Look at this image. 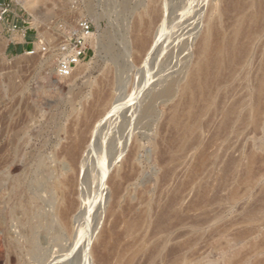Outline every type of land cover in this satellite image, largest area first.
<instances>
[{
    "label": "rangeland",
    "instance_id": "obj_1",
    "mask_svg": "<svg viewBox=\"0 0 264 264\" xmlns=\"http://www.w3.org/2000/svg\"><path fill=\"white\" fill-rule=\"evenodd\" d=\"M56 1L53 0V1H50L49 3H45V2H40V1L38 2V0L37 2H35V0L34 1L33 0H28V1L27 0L26 1L12 0L11 7H10L12 12L10 13V16L8 17L6 22L5 21L0 22V26H1V29H0V150L1 152H3L5 149L9 150L8 151L9 176L5 184L4 193L0 194V264H84L85 250L86 251L90 250V256H89L88 262L86 261V264H93L95 262V260H93V257H94L93 247L97 248L98 246L97 244H99L102 238H104L102 234H105V232L107 233L110 230L109 228L114 229V227H117V223L120 221L122 223L118 224L119 226L116 228V230L118 234L121 235L120 231L124 227L123 226L124 220H125L124 214L126 213V219L129 218L131 215L133 216V214H135L133 217H137V216L141 217V214L139 215L138 210H141L142 207H144L143 208L144 210H141L142 215L145 214L146 208H149L150 213L147 216L148 220L146 219V223H147L146 227L144 225L141 229V231L143 230L144 232L142 231L143 232L142 233L140 231L141 235L144 238H146L148 236L147 234H149L150 232H153L154 235L153 233H151L152 235L150 234L149 238L148 239L146 238L145 240H148L149 242H151L155 238V235H158V237H160L162 240L164 239L165 242L161 246V254L157 257H155L154 255V260L147 261L150 259V255H149L150 251L146 249V251L142 253V255L139 257L140 259L137 260V264H141V262L144 261V258H143L144 256H145L146 264H163L165 260H167L168 262L170 260H173L174 254L176 256L180 254L184 258L186 255L190 256L191 258H193V261L188 256H186V259H187V262L191 264H196V263L197 264H212V262H218L219 264H223L222 262L223 255L228 254L232 258L233 264H241V261L245 258L243 256L245 255L244 254L245 250L246 252H248V250L250 249L249 253L247 254L248 256L249 254L250 255L257 254L258 251L261 249L260 246L262 247V245L264 244V231L261 230V229L264 230V225L261 224V222L264 221V216H263L264 207H262L264 204V201H263L264 199H262L263 197L262 195L264 194V191H261V193H259L260 190H264L263 188L264 187V167H263L264 161H262L264 159H261L264 157V128L261 130H255L253 127H251L253 128L251 129L250 126H245L243 127V129L241 127L239 130L236 131V128L237 127L239 128L240 126L236 124L237 125L236 128H234L236 125L231 127L229 129V133H227L224 138L215 139L216 142L214 143L213 142L214 138H212V135L214 137V132L216 134V131H217L216 123L217 122L215 123V126H213L214 124L212 122L211 123L209 122V116L204 115L201 118V121L199 122V127L201 131L200 138H199L200 140L194 143V146L193 145L192 147L190 146L189 152H191V157H189V160L188 159L181 160V162L183 161V163H181V165L178 166V163L180 161L178 163L176 161L177 163L176 165L175 162L171 160L172 159L171 156H173L172 153L176 152L172 150V146L175 147L178 141L176 140L175 142L174 141L175 139L170 136L173 135V137H176L175 135L176 132L174 134L173 131L175 130H171L172 126L169 125L167 122H165L164 120L165 118L160 116L161 115L160 113L159 115L158 113H156L157 115L156 116L154 115L153 117L155 121L152 122V119L150 118V119L144 120V122L143 120H140L142 121L140 123L138 119L128 117L129 114L126 113L127 112L125 111L127 110L126 108L122 110V113H120L119 115L115 114L113 117V118L117 117L115 118V121L117 119L115 123V128L118 130L120 128H117V126L118 127L124 126V128L121 127V129L123 130L117 131L114 127H112L116 130V132L114 131V129L113 130L109 129L108 131H105L106 135H104L105 138L107 137L106 139L113 138V141L117 139L118 141L117 140L116 141H117L118 146L116 144V141L115 143L112 142V144L114 143V145L112 146H116L117 148L116 147L113 148L111 146L112 150H109L108 146H109V143H111L110 142L111 140L108 141L109 143L108 142L106 143V140L104 137L103 138L105 142L102 138V141H101L102 144H99L97 148V149L101 147L103 148V144H105L104 147L105 149H108L107 151L108 153H106V150L104 151V148L102 150L104 153L108 154L107 157L113 156L111 155V153H109V151L110 152L112 151V153H116L114 154L116 156H113V157H116V158L118 157V159H116V162L111 169L113 170V169L118 168L119 166L120 167L123 166L125 158L128 157L125 155L129 154V149L131 147L130 144H132L135 139L136 140L139 139L138 142L140 141L142 142V143L140 142L141 144L140 146L142 148L139 147L141 149L139 150V152H137V156H136V159L138 158L136 162L137 161L138 162L137 164L135 163L136 167H135V170H133V172H135L134 173L135 175L132 172H130L128 174L129 176H127V179H126V181H128L130 176L131 177H133V175L135 176V178H131L132 179L131 181L129 180L128 182H126V189L123 193V197L121 198V202H120L121 217H119L120 219H117L118 222H116L117 220L115 218H112L110 215H108L109 213L107 214V212H109V209H110L109 206H111L110 204L112 203L111 198H113L111 196L113 195L111 194L113 192L111 188H108L109 186H107L108 182L107 183L105 182L104 184L106 187L100 184L99 186L97 185V182H98L97 176L92 174L93 178L92 176L90 177L89 180H91V182H88L89 183L88 186L86 184L87 189L84 190V193L88 196L87 197L84 194V198L86 197L85 200L88 198L87 199L88 204H87V207L85 208V213H84L85 215H83L80 218L81 224L79 226L81 228H78L79 226L76 225L78 226L77 229L83 230L82 233L81 232L79 233L78 231V233L80 234L79 236H81L80 242H78L77 240L72 241L69 239H67L68 241L64 239L65 242L64 240H62L63 243L57 242L53 237V234L55 230L57 229V227L55 226V224H53V227L51 226L52 229H48L46 231L42 229L41 231L37 233L40 255L39 256L33 255V253H30L31 251L29 252L30 250V247L28 250L29 243L27 244L28 242L26 241L27 238L26 236H24V233H25L24 226H23L24 216H23V208L21 205L28 204L31 208H34L35 211H37V213L38 212L44 213L50 209L49 204L46 205L40 201L36 203L35 201L30 200L31 196L36 191V188L33 186L34 185L33 183L38 177L37 165H38L39 157L41 153L49 154L51 149L54 146H59V143L62 140V138H64L65 135H67L66 132L68 133L70 132L69 130H71L73 126V121H74V117H73L74 108L80 107L81 102L83 100L82 98H85L90 95V92L92 90L91 84H93L92 82L99 80L102 74L104 73L105 69H107V67H109L112 64V58H113L112 55L115 53H118V54H121L122 57L124 55L122 60L123 59H125L126 61L131 60V56L130 58L128 57V52L130 50V48L128 47L129 42L126 41L130 38L129 34H131V30L129 28L128 29L126 28L130 24L129 23L131 21L130 18L134 14H136L135 10H137V8L139 7V6H135V2L136 4H139V1L128 0L130 1L129 3L126 0L127 1L126 5H129V7L127 6L128 8L126 9L128 11L126 10L124 14L125 8L123 9V6L125 5L124 3H126L125 0H56ZM162 1L166 5L167 14H168L167 26L164 32V36L161 39L162 47H164L165 51L167 50L169 53L171 51H175V53L174 55L173 54L169 55L166 51L160 54L157 59H155L156 62L153 59H151L147 64H140L139 66L138 65L134 66L133 63L128 61L131 64H129V67H127L126 69L125 68L123 69L124 72L122 71L120 93L122 97L124 98L122 102L132 100L129 102L131 104V107L137 100L139 101L136 102V104L140 103V99L141 100L144 98L147 99L148 93L146 95L145 93L150 91V89L153 86H155V84L157 85V82L159 83V81L161 80L160 79L161 75L159 76V74H162L163 72L165 73L166 70H168L166 72L168 73V76H174L177 73L175 71L181 70L180 68L186 65V61L187 60L189 61L191 57L189 55L190 57L189 59L185 58V54L179 52L178 48L181 47L182 42L185 40L188 41L189 39L190 43H192V41L193 43L196 42L195 41L196 37L198 36L199 32H201L200 30H202L201 25L203 24V19H205V16L207 14L206 8L209 10V6L211 2H219V0H162ZM48 4L51 5L49 6L52 8L51 12L48 11ZM14 12H17L21 15V18L18 20L19 28L26 29L27 30L26 39L32 41V47L29 49H24L21 52H17V47L23 44H14L12 42L14 37L16 38L18 37L15 35H12V33L8 31V27H7L8 22L11 21L13 18L12 16ZM125 16H128L127 17L128 19ZM125 18L127 21L125 20ZM81 20H86L91 25V34L93 35L92 36L93 40L91 41L90 36H89L88 41L86 43V59L80 62L75 67H73V72L70 75L62 76L59 74L58 67H57L59 60H60L59 46L62 42H64L69 37L74 35V33L77 31L78 23ZM197 28L200 30H198ZM127 30H130V31H127ZM196 30L198 31V34L196 33L197 32ZM193 32L196 33L197 35L196 34L192 35ZM191 37H194L195 40L194 38H192L193 39L192 40ZM110 41L113 46V51L110 50L111 54L109 50H107V46H106V44ZM178 44H179L178 48L174 47V46H177ZM4 46H5V49L3 50ZM10 47H12L13 50L10 51ZM33 48L35 49L34 52L29 53V51H32ZM164 55H167L165 57L166 60L162 58V56L164 57ZM160 57L163 60H165L163 63L164 66L162 65L163 60ZM159 59L162 60L161 64H160ZM184 60H186L185 64L183 63ZM166 61L169 62L167 64H170V68H168L169 65H165ZM132 64L133 66L131 67ZM158 65H161L159 67H161L162 70L161 68L158 67ZM159 69L163 72L159 71ZM164 69L166 70L164 71ZM11 74L12 76L14 75L15 77L14 80L16 81L17 85L18 86L20 85V87H18V90H14V92H11L12 94L9 92L13 90L9 91L10 88H8L9 78L12 77L10 76ZM165 76L162 74L161 78L163 79V77ZM56 80H58L60 83L57 86L54 83ZM19 82L21 84H19ZM43 89L46 90L47 92L42 93ZM133 93L134 95L132 96ZM73 97H76V100L74 101V103H71L70 99ZM249 102L251 104H254L251 95L249 96ZM134 106L135 104L133 105V107ZM124 115L125 116L127 115L126 116L127 118ZM120 116L121 117L124 116L123 117L124 120L122 119L121 121ZM205 118L206 120H208L205 122H209V123H206L204 125L205 122L203 119ZM120 121L122 123L124 121L126 126L124 123H123L124 125H122ZM149 122H150V126L148 124ZM163 123L166 124L165 125L166 127L163 126L165 129L164 128L161 129V126L164 125ZM131 124H133V126ZM128 125H129V129H127ZM211 125H212V128L213 127L215 128L212 129ZM140 126H143L145 129L141 128ZM130 128H132L133 133L131 132L132 133L131 135L133 137H131V135L129 134L131 131ZM211 129L212 131H210ZM233 129L235 132H237V136L235 134V137L232 138L231 136H233V133H235ZM249 129L253 131L250 132L248 131ZM127 130L129 131L128 134H127ZM143 130H146V134L147 132L148 133L150 132L149 134H147L148 137L144 133H142ZM168 130H169V133L170 132L171 133L173 132V133L171 135H169V133L167 134ZM246 130L247 132H249L248 135L242 136L245 133L247 134ZM254 130L255 132L259 131L260 133L258 132L256 133L258 135H256ZM163 131H165V133ZM203 131L207 134L206 140L210 139V137L211 139H213V141L211 140V142L209 143L210 146L212 142L214 143L211 147L208 145V143H206V142H209V140L208 141L204 140L206 137L205 138L203 137L205 134ZM118 132L119 133L121 132L120 133L121 136ZM160 132L163 133L164 135L161 134ZM208 132L209 133L212 132L210 133L211 135ZM141 134L145 135L143 136L142 140L140 139L142 138V136H140ZM123 135L125 136L122 137ZM168 135H169L168 137L169 141L171 140L170 138H172L173 139L172 141L175 143V145L173 144V142L170 141L172 143L171 144L170 142L168 143V141L165 140V142L167 141V143H164V142L162 143L165 144L164 146H166L167 144V147L165 148L163 144L162 146H160L161 141L159 144L158 140H160V138L168 139L167 138ZM152 136L154 137L152 138ZM154 138H158V139H154ZM228 139H231L229 141V143L230 142L232 143L231 145L227 144ZM126 140H129V141L126 142ZM203 140L206 142L202 143L204 142ZM20 141L22 142L24 141V142L20 143ZM24 143L26 144L24 145ZM20 144H23L20 146V147L23 146V148L19 147ZM121 144H122V147H121ZM168 144L171 145L170 146L172 150L171 152L170 150L166 151V149L169 148ZM202 144L206 148H207L206 146L207 144L208 148L209 147L210 148L206 150L204 147V150L209 152V155L210 153H212L211 155L215 156L214 160L212 158L207 159L205 163L203 164H202L203 160L201 158H202V155L207 154V152L205 151L206 153L205 152L203 153V149L202 151H199L201 150V148H203ZM226 144L228 146L225 148ZM124 145H125V148H124ZM178 145L176 147H178ZM17 146L19 147V149H21V151L23 150L22 153L20 150H17L18 149ZM128 146L129 148H127ZM157 146H159V148L161 147V149L162 147L165 149L164 150L162 149L163 152H161L162 150L159 149ZM151 147H154V148H151ZM236 147L238 150L236 149ZM150 148L152 150L154 149L152 153H150L151 152ZM175 148L174 150H176ZM121 149H124L123 151L126 150L125 151L126 153L125 152L121 153L122 152ZM102 150L101 149L98 150V153L100 154H97V155H100V156L98 157L95 155L92 160L93 164L92 166H90L95 169L94 170L93 168H91L93 171L95 172L99 171L97 172L99 174L98 176L101 175V167L102 168L104 167L102 166V164L105 162V159L103 160V158H106V154L104 155V153H102ZM211 150H214V151L211 152ZM17 151H20V152H17ZM198 151L202 153L199 154L200 159L197 158L198 161L200 160L199 161L200 163L196 164L195 156L198 157V155H196L199 153ZM231 151L234 154L232 156H231ZM1 152L0 154H2ZM119 152L121 154H119ZM165 152H167L166 154L171 153V155L168 156L169 158H171L170 159L171 161H169V158H168V161H165L167 160L166 158L167 156L166 154H164ZM138 153L140 154L138 155ZM161 153H163L164 155H162ZM220 153H223L224 155ZM148 155H151V156H149L148 158ZM219 156H222V160L221 158L219 159L220 163L218 161ZM101 157H102V160H101ZM113 157L111 158L112 160L110 158H107L108 160L106 159V161H109V159L113 161ZM229 157L230 158L234 157L233 158L234 160L232 158L229 159ZM253 157H256V158H253ZM259 157H260V160L259 162H257ZM99 159L101 161H99ZM211 159L213 161H210L212 163L208 165L207 162ZM187 160H188V163H187ZM159 161H161V167L158 166V164H160ZM193 161L195 163H193ZM253 161L257 164L255 165ZM100 162H103V163H100ZM163 162L164 163L168 162V164L166 163L167 167L166 165H163ZM172 163L175 165H173ZM185 163L189 165L186 166ZM195 164L196 166L198 165L201 166V167L198 166L201 169V171L200 172L198 171V172L202 174H199L197 170L193 171V169H198L196 168ZM253 164L255 165L254 168H253L254 166ZM162 165L164 166L165 169H163ZM169 165L173 166L171 167L172 169H169V170H172L173 172L168 170V168H170ZM204 166L205 167L207 166L206 169L204 168ZM256 166H260V167H256ZM174 167L176 168L173 169ZM183 167L185 171L181 169ZM161 168L162 170H164V172H161L162 171ZM190 168H192L190 172H193V173L189 172L190 175H188L187 172L189 171ZM214 168H217V172L215 170L216 173L213 171ZM255 168L257 169L255 170ZM259 168L262 169L261 170L262 172L259 171L260 170ZM180 169L182 170V173L180 172L181 171ZM165 170L171 173V175ZM178 170H180L179 172L182 174V176L180 175V173L177 172ZM252 170L256 171V172L254 171L255 176L257 173L256 177H254V175L252 174L253 173ZM258 171L261 172V175L259 176L258 174L260 173ZM160 172L166 178L161 177ZM235 172H237L236 175H235ZM164 173H166V175H164ZM167 173L170 175L169 176L170 178L168 177ZM175 173H178L177 177L175 178L176 179L178 178L177 180H180V182L177 181L176 179H174L176 182L173 181L174 176H176ZM228 173H230L232 176ZM158 174H159V177H158ZM192 174L197 175V178L193 177L195 175L191 176ZM227 174L228 176L230 175L231 178L228 177ZM242 174H244L243 175L244 177L241 176ZM212 175L215 178L212 179L213 180L212 186L211 185L209 186L210 183L208 182H211L210 179L213 178ZM233 177H234V180H233ZM240 177L242 178L240 179ZM94 178H96V182L93 181L95 180ZM108 178L109 177H107V179ZM160 178L161 180L166 179L167 181V182L163 181V183L165 182V184L162 185L163 186L162 188L160 187L161 189L159 188V186H161L159 183L161 184L163 183L161 182ZM167 178L170 181H168ZM229 178L230 180L231 179L233 180V181L231 180L232 183L228 181ZM250 178L253 179L252 183L248 181V179ZM217 179H219L218 180L219 182H217ZM225 180H227L228 183H226ZM172 182L173 184L175 183L177 184V182H179V185L175 184L176 186H174ZM221 182L224 185H227V184L229 185L228 186L223 185L222 187ZM99 183H100V180H99ZM201 183H202V186L203 184H205L204 185L205 188L204 189L202 188V191L204 190V192L207 190L208 187H210V189L208 188V192H206L208 194L205 193L206 197L203 196L204 194L200 189ZM215 184H217L218 186V193L217 195L215 194L216 199L214 198V200H212V198L215 195L213 196L211 192L212 190H214L215 191L213 192L214 194L216 193V189H217ZM218 184H220V186ZM171 185H173V188L175 189L176 187L179 186V189L177 188L175 191H173L175 192L174 193L175 197L179 200L177 201V199H175L176 205L174 204L175 202L174 195L172 196L170 194L172 192H169L173 190L171 188L172 187ZM157 187L159 189H157ZM169 187L172 190L169 189ZM257 187L258 189H256ZM165 188L166 190H164ZM254 188L257 191H254L255 190ZM129 190H131V193L129 192ZM164 191L166 193L169 192L168 194H170V197H172L174 200L173 203L172 201L171 202L168 201L171 198ZM200 191L202 192L203 197H205L206 199H208V197L209 198L211 197L210 198L211 202L212 201L213 202L210 204L207 201H205L206 204L204 205L203 202L205 198H202V196L199 194ZM159 192L161 194H159ZM178 192H180L181 195ZM237 192H239V194H237ZM176 193L179 194L180 196H178ZM252 193H253V196H252ZM145 194L147 195V197L143 196ZM236 194L238 197L236 196ZM126 195H129L127 196L130 199L129 201H127V199L125 200V198H127ZM163 195H165V198ZM258 195L259 197L262 196L260 198L262 199V201L260 200V204L256 203L259 200H256V201L254 200V199H259V198H254ZM167 196L170 199L167 198ZM217 196L221 197V199ZM217 198L220 199L219 202L217 201ZM135 199H138L139 201L136 202ZM141 199H144L143 200L144 202ZM124 200L126 201V203ZM252 200L254 202H252ZM133 201H135V203ZM127 202L128 204L132 202L131 203L132 205L130 204L131 206H126ZM166 202L167 204H165ZM153 203L155 204V206ZM171 203L173 204V207ZM83 204L86 205V202ZM121 204H124V206H126L125 208H127V211L124 208V206L122 207ZM135 204L137 206L131 209L130 207H133V205L135 206ZM249 204H251L252 206H249L248 208L247 205ZM152 205L154 206L153 208H152ZM169 205H171L173 209L175 208L174 212L172 211L173 210L172 208H169L171 213L173 212L172 214L169 213L168 211ZM253 205L256 206V210L254 209L255 207ZM140 206H141V209H140ZM121 207L125 209L124 214L122 212L123 210ZM178 207L179 209H177V212L180 211L183 213L178 212L179 214L182 215V216L180 215L181 217L178 215L176 216L175 214V218L177 219L176 220L175 218H173L174 217L173 215L174 213H176V208ZM250 207L252 208V210L253 209L254 210L252 211ZM164 208H165L164 211L166 212L163 211ZM151 209H153V212ZM246 209L247 210L249 209V212ZM134 211L138 213L136 214ZM160 212H161L160 216H163L162 212L164 214H167V215H164L165 218L164 217L163 218L164 220L166 221L169 220V221L164 222V220H162L163 219L162 217H160L162 218L160 219L159 218ZM244 212H248L252 214L248 215L247 213L244 214ZM215 213L217 215H215ZM168 214H169V218H170V215H172L171 217L172 219H168ZM254 215L255 216L260 215V216L255 217ZM248 216L255 217V219L253 218L250 219V217ZM244 217L245 218L248 217L249 220L248 218L245 220ZM157 218H159L160 221L162 220L164 223H161L159 219L158 221H155L157 220ZM112 219H113V223L111 221ZM114 219L116 221H114ZM150 219L154 220L155 222H158L160 225L162 224L161 227L163 228L164 226V228L161 229V227H157L159 226V224L156 223L155 228L156 229L160 228L161 230L155 233L159 229L156 230L153 227L155 225H152L151 223H153L154 221L151 222ZM78 223L79 222H77L76 224ZM115 223H116V226L113 225ZM168 224H170L171 227ZM257 224L258 225L260 224L261 227L258 226ZM109 225L110 226L112 225V226L110 227ZM252 226L254 227V229H257L256 233L254 232V229L252 230L253 228ZM150 228H152L151 230L153 229L155 230L150 231L149 230ZM167 228H171V229L169 230ZM249 228H251L250 230L252 231V233L250 231L251 234L247 236L248 234L247 232H249ZM119 229L120 231H118ZM222 229L226 231L221 232ZM103 230L105 232H102ZM47 231L49 233H47ZM51 231H52V234H51ZM178 231L183 235H181ZM261 232L263 233L261 234ZM116 234H115V239H113V242L117 243L116 241H118V239L121 238V240L119 239L120 241L118 242V245L114 243L111 244L112 240L109 243L110 246L113 245L112 247H115V248H117L120 244L124 242L123 237H120L118 234L117 235ZM175 235L176 236L178 235V236L174 238ZM99 236H101L102 238ZM104 236H106V234ZM171 237H173L174 239L170 240ZM233 237L238 239L237 241L242 239L241 240L242 242L239 241L241 243L238 242V244H236L237 242H235L236 240ZM95 241H96V246L94 245ZM182 241L183 242L185 241L186 243L185 242L183 243ZM227 241L228 243L226 244ZM188 242L192 245L190 246ZM255 243L258 244V247H256ZM183 244H185V246L188 245V247H185L186 248L185 251L181 250V249H184V248H181V246L184 247ZM225 244L228 247H226ZM171 245L172 247H174L173 249L175 250L172 251V249H169L167 252V249L171 248L170 247ZM110 246L104 252V256H103L105 261H107V258H108L109 261L107 263H110L113 261L114 253L116 250L115 248H112V247L110 248ZM253 246L256 247V250L253 248ZM176 249H179L178 250L179 252ZM180 250L182 251V254L180 253L181 252ZM169 251L170 252L172 251V252L170 253ZM250 251L252 252L254 251V253ZM97 252L98 251H96V253ZM163 252H164V255H163ZM239 252H241L243 257L241 256V254H239ZM98 253H100V250ZM98 253L96 255L97 257L100 255ZM171 254L173 255L169 257V255ZM146 255L147 256L149 255L148 256L149 258H147V260H146ZM96 256H95V259L99 258L96 261V264H97L101 256H99L98 258ZM237 256L239 259L238 258L236 259L240 260L241 257L242 259L241 261H236L234 263L235 259L233 260V258ZM157 261L158 263H156ZM145 262H143V264H145ZM98 264H100V261Z\"/></svg>",
    "mask_w": 264,
    "mask_h": 264
},
{
    "label": "bare ground",
    "instance_id": "obj_2",
    "mask_svg": "<svg viewBox=\"0 0 264 264\" xmlns=\"http://www.w3.org/2000/svg\"><path fill=\"white\" fill-rule=\"evenodd\" d=\"M23 1H26V0H23ZM39 1L49 3L50 1H53V0H38V2ZM127 1H126V3H124L125 5L127 4ZM137 1H139V4H136V2H135V6H139V7L137 8V10H135L136 14H134L130 18L131 19V21L129 22L130 24L126 28V29L129 28L131 30V34H129L130 38L129 39L127 38L128 40H126L129 42L128 47L130 48V50L128 52V57L130 58V56H131V60H127V61L125 59L122 60L124 55L122 57L121 54H118V53L113 54L116 50L112 53L113 54L112 55L113 58L111 57L112 58V64L109 67H107V69H105L104 73L102 74V76L99 80L92 82L93 84H91L92 90L90 92V95L85 97V98H82L83 100L81 102L80 107L74 108V110H73L74 121H73V126H72L71 130H69L70 132L69 133L66 132L67 135H65V137L62 138V140L59 143V146H54L51 149L49 154L41 153V155L39 157L38 165H37L38 177L36 178V180L33 183L34 184L33 186L36 188V191L31 196L30 200L35 201L36 203L40 201L43 204H46V205L49 204L50 209L44 213H39V212L37 213V211H35L34 208H31L28 204L21 205L23 208V216H24L23 217V226H24V231L26 233V235L24 233V236H26V238H27L26 239V241H28L27 244L29 243L28 244L29 246L27 245L28 250L30 247L29 252L31 251L30 253H33V255H37V256L40 255V250L38 247L39 244H38L37 233L39 231H41L42 229H44L45 231L48 229H52L53 224H55V226L57 227V229L55 230V232L53 234V237L57 242L61 243L62 240H64V239L66 241H68L67 239H69L72 241L77 240L78 242H80L81 236H79L80 235L79 233L80 232L82 233L83 230L77 229V227L81 224L80 218L83 215H85L84 214L85 208L87 207V204H88V202H87L88 198L86 200H85L86 197L84 198V194H85L84 190L87 189V186L89 184L88 182H91V180H89V179L91 176L93 178V175L97 176V181H98L97 185L100 184V185L105 186L104 185L105 182L106 183L108 182L107 186H109L108 188H111V190L113 192V193H111V194H113L111 196L113 198H111L112 203L110 204L111 206H109V208H110L109 212H107V211L106 212H107V214L109 213L108 215H110L112 218H115L116 220L120 219L119 217H121V215H120L121 198L123 197V193L126 189V182H128L129 180L131 181L132 180L131 178H135V176H134L135 172H133V170H135V167H136L135 163L137 164V162H138V161L136 162V160H138V158L136 159V156H137V152H139V150L142 148L140 146L141 141L138 142L139 139L138 140L135 139L134 141L132 140L133 143L130 144L131 147L129 149V154L125 155L128 157L125 158L123 166L122 167L119 166L118 168L111 170L112 167L114 166L115 162H116V159H118V157L117 158L113 157V156H116V155H114L116 153H112V151L111 152L109 151V153H111V155H113L112 156L113 161H111L112 157L111 156H110L111 158L107 157L108 154H106V153H108L107 152L108 149L112 150L111 149L112 147L113 148L116 147V146H112V145H114V143L117 139L115 138L116 140H114V141H113V138L106 139L107 137L105 138L104 135H106L105 131H108L109 129L113 130L115 128V123L117 121V119L115 121V118H117V117H115V118H113V117L115 114L119 115L120 113H122V110H124V108L127 109L125 111H127L126 113L129 114V116H128L129 118L138 119L139 121L143 120V122H144V120L150 119V118L152 119V122L155 121L153 117H154V115L155 116L157 115L156 113H158V115L160 113L161 114L160 116L165 118L164 119L165 122H167L169 125H171L173 127V128L171 127V130H175V131H173L174 134L176 132V134H175L176 137H173V135L170 137L174 138L175 142L177 140L178 141L177 145L178 144L179 145H178V147H176L177 146L176 145L175 146L176 148L174 146H172V150L176 151L175 153H172L173 154V156H171L172 159L168 157L171 155V153L166 154L167 152H165L164 154H166L167 160H165V159L164 160L168 161V158H169V161L172 160L173 162H175L176 165L180 161L178 163V166L181 165V163H183V161L181 162V160H186V159L189 160V157H191V152H189L190 146L191 147H192V145L194 146V143H196V142H198V140H200L199 138H200V132L201 131H200V127H199V122L201 121V118L204 115L209 116V122L210 123L212 122L214 124L213 126H215V123L217 122L216 123V125H217L216 134L214 132L215 131V129H214V131H213L214 137L212 135V138H214V141L210 137V139H208L209 142H206V141H208V140H206L207 134L203 131L205 133L203 137L204 138L206 137L204 139L206 141L203 140L204 142H202V143L206 142V143H208L209 146H210L209 143L211 142V140L215 143L216 142L215 139L224 138L225 135L227 133H229V129L236 124H238V126L240 125L239 128L237 127V125L234 127V128H236V127L238 128V129L236 128V131L239 130L241 127L243 129V127H245V126H250V128L253 127L255 130H261L264 128V0H219V2H211L210 1L211 4L209 6V10L206 8L207 14L205 13L206 16H205V19H203V24L201 23L203 25V27L201 25L202 30L197 28L201 32H199V34H198V31L196 30L197 31L196 33L198 34V36L196 37V40L194 38L195 35H194V37H191V39L194 38V40L196 42L193 43V41H192V43H190V41L188 39V41L185 40L182 42V45L180 48H178L179 44L177 46H174V47H177L179 49V52L185 54V58L189 59L191 57L189 59V61L187 59L186 60L188 62L186 60H184L183 63L185 64V61H186V65L182 66V67L180 65L181 70L175 71L177 73L174 76H168V73H166L168 70L164 69V71L166 70V72L164 73L163 71H161L162 68L159 67L161 65H158V67L161 68V70L159 69V71L163 72L162 74L164 76L165 75H167V76L163 77V79H162L161 78L162 74H159V76L161 75L160 76L161 80L158 78L160 80L159 83L157 82V85L155 84V86H153L150 89V91L145 93V95L148 93L147 99H145L143 97L145 100L142 99L143 100L142 101L140 99V103H138V104H136V102H138L139 100H137L136 102L134 101L135 103L134 102L133 103L135 104V106L133 107L134 104L132 103L133 105L131 107V104L129 102L132 100L122 102V100L124 98L122 97V95L120 93L121 79H122L121 75H122V71L124 72L123 69L124 68L126 69L127 67H129V64H131V63H133L134 66H137V65L139 66L140 64H147L151 59H153L155 61V59H157L160 54L167 51V50L165 51V48L162 47V40H161L162 37L164 36V32H165V29L167 26V19H168V14H167V9H166L165 3L162 0H137ZM35 2H37V0H35ZM128 2L130 3V1H128ZM49 6H51V5L48 4V11L51 12L52 8ZM124 6H123V9L125 8L124 9V14H125V11L127 10L126 8H128L129 5H126L125 7ZM123 9H122V11H123ZM207 10H208V12H207ZM122 14H123V12H122ZM124 14H123V16H124ZM125 17L127 18L128 16H125ZM126 18H125V20H126ZM123 19H124V17H123ZM0 29H1V26H0ZM130 30H127V31H130ZM196 33L193 32L192 35L196 34ZM92 36L93 35L91 34L90 35L91 41L93 40ZM106 46H107V50H109V52H110V50L113 51V46H112L111 41L108 42L106 44ZM4 49H5V46H4L3 50ZM167 53L169 55L170 54L174 55L175 51H171L170 53L167 51ZM110 54H111V52H110ZM189 55H190V57H189ZM166 56L167 55H164V57L162 56V58L165 59ZM186 56H188V57H186ZM129 58H127V59H129ZM168 59H169V57H168ZM162 60H160V64H161ZM165 60H163L162 65H163ZM128 61H130L131 63H129ZM167 63H169V62L166 61L165 65H169V67L168 66L167 67L170 68V64H167ZM133 64L131 65V67L133 66ZM126 65H128V66H126ZM10 76H12V74ZM14 78H15L14 75L9 78V82H8L9 87L8 88H10L9 91L13 90L10 92L8 91L9 93L14 92V90H18V87H20V85L19 86L17 85ZM54 83L56 86L58 84H60L58 80H56ZM19 84H21V83L19 82ZM45 92H47V91L43 89L42 93H45ZM133 95H134V93L132 94V96ZM250 95L252 96V100H253L254 104H251L249 102V96ZM75 100H76V97H73L70 99L71 103H74ZM123 117H121V121H122ZM203 120H204V122L208 121V120H206V118ZM162 121H163V119H162ZM141 122L142 121H140V123ZM160 122H161V120H160ZM209 122H205L204 125L206 123H209ZM123 123H124V121H123ZM123 123L121 122L122 125L125 124V123L124 124ZM148 124L150 126V122ZM131 125L133 126V124H131ZM131 125H130V127H131ZM165 125L166 124L162 125L161 129L164 128L163 126H165ZM125 126H126V124H125ZM112 127H114V128H112ZM121 127L117 126V128H120V129H118V130L116 128L115 129L117 131H121V130H123V129H121ZM127 127H128L127 129H129V125ZM140 127L144 128L143 126H140ZM145 127H147V126H145ZM122 128H124V126ZM211 128H212V125H211ZM213 128H215V127H213ZM253 128H251V129H253ZM115 129H114V131L116 132ZM158 129H160V128H158ZM212 129L210 131H212ZM130 130H131L130 133L127 130V134L129 133L131 135L133 133L132 128H130ZM169 130H170V128H169ZM169 130L167 131V134L169 133ZM255 130H254V132H255ZM143 131H145V132H143ZM143 131H142V133H144L148 137L147 134H149L150 132L149 133L147 132V134H146V130H143ZM233 131H234V129H233ZM248 131L252 132L253 130L251 131L249 129ZM163 132L165 133V131H163ZM246 132H247V130H246ZM258 132L256 131L255 134ZM123 133H124V131H123ZM172 133L170 132L169 135H171ZM210 133H212V132H210ZM248 133L249 132H247V134L245 133L242 136L248 135ZM161 134H163V133H161ZM235 134L237 136V132H235V133H233V136H231V137L232 138L235 137ZM145 135L141 134L140 136H142V138H140V139L142 140L143 136H145ZM169 135L167 136V138L169 137ZM210 135H208V136H210ZM256 135H258V134H256ZM120 136H121V134H120ZM124 136L125 135H123L122 137H124ZM158 136H159V134H158ZM103 137L105 138L106 143L109 140H111L110 141L111 143L108 142L109 143L108 149H105V147H104L105 144H103V148H104V151L106 150V153L103 152V150H102L103 148L101 147V145H100L101 148L97 149L99 144H102L101 141H102ZM127 137H128V135H127ZM131 137H133V136L131 135ZM153 137L154 136H152V138ZM104 138H103V140H104ZM172 138H170L171 142H173ZM154 139H158V138H154ZM105 140H104V142H105ZM165 140H167L168 143L170 142L169 138L168 139H163V138L161 139L160 138V140H158L159 144L161 141L160 146H162V144H163L162 142L167 143V141L165 142ZM230 140L231 139H228L227 144L231 145L232 143L231 142L229 143ZM117 141H116V144H117ZM119 141H120V139H119ZM124 141H125V139H124ZM127 141H129V140H126V142ZM242 141H244V140H242ZM21 142L22 141H20V143ZM112 142H114V143L112 144ZM213 142L211 143V146L214 144ZM219 142H217V143H219ZM25 144L26 143H24V145ZM173 144L175 145L174 142H173ZM227 144H226V146L224 145L225 148L228 146ZM21 145H23V144H20L19 147ZM153 145H154V143H153ZM164 145L165 144H163V146ZM208 145L206 144L207 148L203 145V148H201V150H199V151H202V149H203V153H204L207 149H209L211 147L210 146L208 148ZM117 146H118V144H117ZM170 146L171 145L168 144L169 148H170ZM19 147L17 150L21 151V149H19ZM121 147H122V144H121ZM139 147H141V148H139ZM157 147L159 148V146H157ZM164 147L166 148L167 144ZM173 147L176 150H174ZM204 147L206 150H204ZM20 148H23V146ZM44 148H45V146H44ZM124 148H125V145H124ZM127 148H129V146ZM151 148H154V147H151ZM151 148H150V151H151L150 153H152V151H154V149L152 150ZM165 148L162 147L163 150ZM169 148H167L166 151L170 150V152H171L172 150H171V148L170 149ZM100 149L102 150V153H104V155L106 154V158H103V160L105 159L106 163L105 162L104 163L100 162V163H103L105 165L107 164V165L105 166L102 164V166H104V167L103 168L101 167V175L98 176L99 174L97 172H99V171H96V172L93 171L91 169L93 167H90V166H92V164H93V162H92L93 157L95 155L98 157L100 156V155H97V154H100V153H98V150H100ZM159 149H161V147ZM199 149H200V147H199ZM236 149H237V147H236ZM121 150H122L121 153L126 151V150L123 151L124 149H121ZM163 150L161 152H163ZM214 150H211V152H213ZM8 151L9 150H7V149H5L3 152H1V150H0V152L2 153V154H0V165H1L0 166V194H3L5 191V184H6L8 176H9ZM20 151H17V152H20ZM22 151H21V153H22ZM222 151H223V149H222ZM232 151H231V156L234 155L232 153ZM148 152H149V150H148ZM148 152H147V154H148ZM121 153L119 152V154H121ZM201 153L202 152H199L198 154H196V155H198V157L195 156L196 164L200 163L199 162L200 160L198 161L197 158L200 159L199 154H201ZM139 154L140 153H138V155ZM161 154L164 155L163 153H161ZM211 154L212 153H210V155H209V152H207V154L202 155V158H201L203 160L202 164L205 163V161L207 159L212 158L214 160L215 156L211 155ZM220 154H223V153H220ZM228 155H229V153H228ZM149 156H151V155H148V158H149ZM160 157H161V155H160ZM107 158H110L111 160L109 159V161H106ZM220 158L222 160V156H219V158H218L219 163H220V160H219ZM231 158L229 157V159H231ZM253 158H256V157H253ZM119 159H120V157H119ZM212 159L207 162L208 165L210 163H212V162H210V161H213ZM261 159H264V157ZM101 160H102V157H101ZM101 160L99 159V161H101ZM188 160H187V163H188ZM255 160H257V159H255ZM259 160H260V157H259L257 162H259ZM176 161H177V163H176ZM190 161H191V159H190ZM194 161H193V163H195ZM236 161H237V159H236ZM262 161H264V160H262ZM217 162H216V164H217ZM159 163L160 164H158V166L161 167V161H159ZM166 163L168 164V162H165V163L163 162V165H166ZM187 163H185L186 166L189 165V164L187 165ZM175 164H173V165H175ZM196 164H195V166H196ZM256 164L257 163H255V165ZM255 165L253 166V168L255 167ZM198 166H196V168H198V169H193V171L197 170V172L198 171L200 172L201 169L199 167H201V166H199V167ZM260 166H256V167H260ZM166 167H167V165H166ZM171 167H173V166H170V168H168V170L172 169ZM176 167H174L173 169H175ZM206 167L204 166L205 169H206ZM193 168H195V167H193ZM163 169H165L164 166H163ZM181 169H183L185 171L184 167ZM209 169H208V171H209ZM256 169L257 168H255V170ZM98 170H100V169H98ZM161 170H162V168H161ZM180 170H178L177 172L182 173V170L181 171ZM190 170H192V168H190L189 171L187 172L188 175H190V173H193V172H190ZM215 170L217 172V168H214L213 171L215 172ZM261 170L262 169H260L259 171H261ZM165 171L168 172L167 170H165ZM169 171H172V170H169ZM254 171L252 170L253 175L256 172V171L255 172ZM130 172H132L134 175L131 173L133 175V177H131V176H130V178L128 177L129 179H128V181H126L127 176H129L128 174ZM161 172H164V170H162ZM232 172H233V170H232ZM261 172H259L260 174H258V176L261 175ZM168 173H167V175L169 177L171 175V173H169L170 175ZM178 173H175L176 176H174L173 181H175L174 179H176L175 177H177ZM181 173H180V175L182 176ZM236 173L237 172H235V175H236ZM159 174H158V177H159ZM195 174H197V173H195ZM195 174H192L191 176H193ZM199 174H202V173H199ZM199 174H197V175H199ZM228 174H230V173H228ZM228 174H227V176H228ZM164 175H166V173H164ZM197 175H195L193 177L197 178ZM230 175L228 177H230ZM235 175H233V176H235ZM243 175L244 174H242L241 176L244 177ZM256 176H257V173H256ZM256 176L254 175V177H256ZM107 177H109V178L107 179ZM161 177L166 178L165 176L162 175V173H161ZM242 177H240V179ZM214 178L215 177L213 176V178L210 179L211 182H208V183H210L209 186L210 185L212 186V183H213L212 179H214ZM230 178L228 179V181L231 182L232 179L230 180ZM94 179L95 180H93V181L96 182V178H94ZM98 179L100 180V183H99ZM219 179H217V182H219L218 181ZM250 179H248V181L250 183H252L253 179H251V180ZM160 180H161V178H160ZM167 180L170 181L168 178H167ZM233 180H234V177H233ZM163 181H166V179L161 180L162 183H163ZM177 181L180 182V180H177ZM237 181H238V179H237ZM158 182H160V181H158ZM179 182H177V184L176 183L175 184L179 185ZM225 182L228 183L227 180H225ZM208 183H207V185H208ZM260 183H262V182H260ZM86 184H87V186H86ZM159 184L161 185V186H159V188L160 187L162 188L163 187L162 185H164L165 182L163 184H161V183H159ZM172 184H173V182H172ZM175 184H173V185L176 186ZM205 184H206V182H205ZM205 184H203V186H202V183H201V187H200L201 191H202V188L203 189L205 188V186H204ZM221 184H222V182H221ZM144 185H146V184H144ZM173 185H171L172 187L170 186L173 190L169 187V189L172 190L169 192H172L170 194L172 196L174 195V200H175L177 198L175 197V194H174L175 192H173V191H175L177 188L179 189V186L176 187V189H175V188H173ZM218 185L220 186V184H218ZM223 185L224 184H222L221 186L223 187ZM228 185L229 184L224 185V186H228ZM215 186L217 187L216 193L213 194V192H215L214 190H212V192H211V194L213 196L215 194L217 195V193H218L217 184H215ZM159 188L157 187V189H159ZM208 188L210 189V187H208ZM208 188L205 192H204V190L202 191L204 194L203 196H205V197H206L205 193L208 192ZM232 188H234V187H232ZM256 189H258V187ZM256 189L254 191H257ZM164 190H166V188ZM201 191L199 194L202 196ZM261 191H264V190H260L259 193H261ZM129 192L131 193V190H129ZM180 192H178V193L181 195ZM130 193H129V195H130ZM145 193H146V191H145ZM168 193H166V194H168ZM253 193H252V196H253ZM159 194H161V193L159 192ZM170 194H168L169 197H170ZM179 194H177V195L180 196ZM206 194H208V193H206ZM237 194H239V192H237ZM237 194H236V196H237ZM129 195H126V197ZM165 195H163L164 198H165ZM216 195L212 198V200H214ZM259 195H261V194H259ZM259 195L254 197V198H259V199H254V200L255 201L259 200L256 203L260 204V200L262 201V199H264L263 198L264 194L262 195L263 197L262 196L259 197ZM85 196H87V195L85 194ZM143 196L147 197L146 194ZM168 196H167V198H169ZM203 196H202V198H205ZM207 197H208V195H207ZM217 197H219V196H217ZM261 197H262V199H260ZM170 198H169L170 200H168V201H170V202L172 201V203H173L174 202L173 198L172 197H170ZM178 198H180V197H178ZM210 198L208 197V199H206V198H205L206 200L204 199V202H203L204 205L206 204L205 201H207L210 204L213 202V201L211 202ZM219 198L221 199V197H219ZM219 198H217L218 202L220 201ZM126 199H127V201L130 200L128 197L125 198V200ZM144 199H141V200L143 201ZM135 200H136V202L139 201L138 199H135ZM159 200H160V198H159ZM177 201H179V200L177 199ZM85 202H86V205L83 204ZM133 202L135 203V201H133ZM252 202H254V201L252 200ZM125 203H126V201H125ZM175 203H176V200H175L174 204ZM124 204H121L122 207L124 206ZM130 204H128V202H127L126 206H131L132 204L131 205ZM136 204H135V206L133 205V207H130V208L133 209L134 207L137 206ZM165 204H167V202ZM207 205H209V204H207ZM126 206H124V208ZM154 206H155V204H154ZM154 206L152 205V208ZM163 206H165V205H163ZM247 206L249 208V206H252V205L249 204ZM145 207H146V205H145ZM172 207H173V204H172ZM172 207H171V205H169V207H168L169 213H171L169 208H172ZM254 207H255L254 209L256 210V206H254ZM262 207H264V204ZM143 208L144 207H142V209H141V206H140L141 210H144ZM125 209L127 211V208H125ZM125 209L122 208L123 214H124ZM174 209L172 210L173 212L175 211ZM177 209H179V207L176 208V213H174L173 218H175V214H176V216L177 215L180 216L181 214H179V213H183L180 211H178L179 212L178 213ZM141 210H138L139 215L141 214V217L137 216L138 218L133 217L135 214H133V216L131 215L127 219H126V213L124 214L125 216L123 215L125 217L124 224H123L124 227L121 230L122 232L120 231V229L118 230V231H120L122 236L119 235L117 230H116V228L119 226L118 224L122 223V222H120V221L118 222V220L116 221L115 219H114V221L118 222L117 227H114V229L109 228L110 230L107 233L104 230L102 231V232H105L106 236H104L105 234H102L104 238L99 236L102 238L101 242H99V244H97L99 246V247L97 246V248H99V249L93 247V253H94L93 254L94 255L93 260H95V262H94L95 264H96V261L99 259L98 258L99 256H101L100 260H99L100 264H137V260L140 259L139 257L142 255V253H144L146 251V249H148L150 251V254H149L150 259L149 260H147V258H149L148 257L149 255L148 256L146 255L147 261H152V260H154V255H155V257H157L161 254V246L165 242L164 239L162 240L160 237H158V235H155V238L151 242H149L148 240H145V239L146 238L148 239L149 235L153 232H150V233L148 232L149 234H147L148 236L146 235L147 236L146 238H144L140 233L142 227L144 225L146 227V225H147L146 219L148 218L147 216L150 213L149 208H146V212L144 215H142ZM151 210L153 212V209H151ZM164 210H165V208L163 209V211ZM251 210H252V208H251ZM135 211H137V210H135ZM181 211H183V210H181ZM247 211L249 212V209ZM128 212H130V211H128ZM138 212H135V213L137 214ZM164 212H166V211H164ZM248 212H244V214H246V213L248 215L252 214V213H248ZM203 213H204V211H203ZM162 214H163V216H160L161 215V212H160L159 218L160 217L163 218L164 215H167V214H164L163 212H162ZM151 215H153V214H151ZM215 215H217V214L215 213ZM127 216H128V214H127ZM259 216H255V217H259ZM151 217H153V216H151ZM171 217H172V215H170V218H169V214H168V219H172ZM248 217H250V219L251 218L255 219V217H252V216H248ZM159 218H157V220H155V221H158ZM162 218H160V219H162ZM164 218L162 220H164ZM247 218L244 217L245 220ZM160 219H159V221H160ZM178 219H180V218H178ZM162 220L160 221L161 223H164L166 221V220H164V222H163ZM248 220H249V218H248ZM111 221L113 223V219ZM152 221H154V220H151V222ZM155 221L153 223H151L152 225H155V226H153L154 228L156 227V223H158ZM167 221H169V220H167ZM77 222H79V223L76 224ZM263 223H264V221L261 222L262 225H264ZM76 225H78V226H76ZM113 225L116 226V223ZM168 225H170V224H168ZM161 226H162V224L161 225L159 224V226H157V227H161ZM253 226H255V225H253ZM258 226L261 227L260 224ZM170 227H171V225H170ZM78 228H81V227L79 226ZM163 228H164V226H163ZM163 228L161 227V229H163ZM251 228H249V232H247L248 233L247 236L252 233V231L250 230ZM144 229H146V228H144ZM151 229L152 228H150L149 230L153 231L156 228L153 230H151ZM161 229L157 228L156 230H158V231H156V232L154 231V232L157 233ZM167 229L170 230L171 228H167ZM253 229H254V227L252 228V230ZM101 230H102V228H101ZM169 230H167V231H169ZM261 230L264 231L263 229H261ZM78 231H79V233H78ZM224 231H226V230L222 229L221 232H224ZM250 231H251V233H250ZM254 232L256 233L257 229H254ZM47 233H49V232L47 231ZM116 233L120 237H123V239H124V242L122 244H120L117 248L112 247L113 245H111V246L109 245L111 240H112L111 244L114 243L113 239H115ZM262 233L263 232H261V234ZM51 234H52V231H51ZM180 234H178V235H180ZM153 235H154V233H153ZM181 235H183V234H181ZM177 236L175 235L174 238H176ZM261 237H263V236H261ZM174 238L171 237L170 240H172ZM119 239L121 240V238H119ZM119 239H118V241L115 240L117 243H114V244L118 245V242L120 241ZM234 239L236 240L235 242H237L236 244H238V242L242 240V239H240L239 241H237L238 239H236V238H234ZM65 240H64V242H65ZM224 242H225V240H224ZM241 242H239V243H241ZM250 242H251V240H250ZM75 243H77V242H75ZM94 243H95L94 245L96 246V241ZM227 243H228V241L226 242V244ZM226 244H225V246H226ZM236 244H234V245H236ZM172 245H173V243H172ZM172 245L170 246L171 248L167 249V252L169 249H172V251L175 250V249H173L174 247H172ZM188 245L185 246V244H183L184 247L181 246V248H184V249H181V250L185 251V249H186L185 247H188ZM191 245L192 244H190V246ZM255 245H256V247H258V244L255 243ZM263 245H262V247L260 246L261 249L255 255L249 254V256H248L247 254L249 253L250 249L248 250V252H246V250H245L246 253L244 252L245 255H243L245 258L242 261H241V259L243 256H242L241 252H239V254H241L242 257L240 260H238L239 259L238 256L233 258V260L235 259L234 263L236 261H241V264H264V247H263ZM109 246H110V248L112 247V248H115L116 250L114 253L113 261L111 260L112 262L107 263L109 261L108 258L106 257L107 261H105L103 256H104V252L107 250V248ZM114 246H116V245H114ZM175 246H177V245H175ZM226 247H228V246H226ZM256 247L253 246V248L255 250H256ZM222 248H224V247H222ZM94 250H95V252H94ZM99 250H100V253H98ZM176 250L178 251L179 249H176ZM96 251H98L97 253L100 254L98 257L96 256L97 255ZM182 251L180 252L181 254H182ZM250 252H252V251H250ZM252 253H254V251ZM163 255H164V252H163ZM172 255L173 254L169 255V257ZM89 256H90V250H87V251L85 250L84 264H86V261L88 262ZM95 256L98 259H95ZM186 256H188V255H186ZM186 256L184 258L180 254L177 256L174 254L173 260H170L168 262L167 260L164 259L165 261L163 264H191V263L187 262ZM41 257H43V256H41ZM188 257H190V256H188ZM143 258H144L143 262H145V256ZM236 258H238V259H236ZM191 259L193 261V258H191ZM99 261H98V263H99ZM162 261H163V259H162ZM143 262H141V264H143ZM222 262H223V264H233L232 258L228 254L223 255ZM156 263H158V261ZM220 263H221V261H220ZM145 264H146V262H145ZM212 264H219V263L218 262H212Z\"/></svg>",
    "mask_w": 264,
    "mask_h": 264
},
{
    "label": "built area",
    "instance_id": "obj_3",
    "mask_svg": "<svg viewBox=\"0 0 264 264\" xmlns=\"http://www.w3.org/2000/svg\"><path fill=\"white\" fill-rule=\"evenodd\" d=\"M12 0H0V22H6L10 16ZM11 21L8 22V31L14 37V44H24L27 41V30L20 29L18 20L21 15L17 12L13 13ZM91 35V25L86 20H81L78 23L77 31L73 36L62 42L59 46L60 60L58 63V72L62 76H68L73 72V67L86 59V43ZM34 48L29 53L34 52Z\"/></svg>",
    "mask_w": 264,
    "mask_h": 264
},
{
    "label": "crops",
    "instance_id": "obj_4",
    "mask_svg": "<svg viewBox=\"0 0 264 264\" xmlns=\"http://www.w3.org/2000/svg\"><path fill=\"white\" fill-rule=\"evenodd\" d=\"M20 46L23 47V50L24 49H29V48L32 47V41L31 40H27L26 43H24L23 45H20ZM10 48H12V47H10ZM12 50H13V48H12Z\"/></svg>",
    "mask_w": 264,
    "mask_h": 264
},
{
    "label": "trees",
    "instance_id": "obj_5",
    "mask_svg": "<svg viewBox=\"0 0 264 264\" xmlns=\"http://www.w3.org/2000/svg\"><path fill=\"white\" fill-rule=\"evenodd\" d=\"M12 50V48H10V51ZM23 50V47L22 46H18L17 47V52H21Z\"/></svg>",
    "mask_w": 264,
    "mask_h": 264
}]
</instances>
